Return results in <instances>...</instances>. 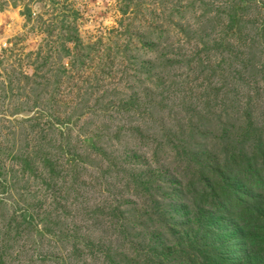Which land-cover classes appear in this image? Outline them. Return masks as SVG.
<instances>
[{
  "label": "rangeland",
  "instance_id": "1",
  "mask_svg": "<svg viewBox=\"0 0 264 264\" xmlns=\"http://www.w3.org/2000/svg\"><path fill=\"white\" fill-rule=\"evenodd\" d=\"M260 201L264 0H0V264H230Z\"/></svg>",
  "mask_w": 264,
  "mask_h": 264
},
{
  "label": "trees",
  "instance_id": "2",
  "mask_svg": "<svg viewBox=\"0 0 264 264\" xmlns=\"http://www.w3.org/2000/svg\"><path fill=\"white\" fill-rule=\"evenodd\" d=\"M259 208L255 209V214L257 216L258 221L256 222L257 227V233L259 237H264V202H259ZM239 235L242 236V238H248L253 243H258L257 238H250L249 233L246 231V227H242L241 225H238L237 227ZM262 240V239H261ZM264 240V238H263ZM264 243V241H262ZM219 258V257H217ZM224 258V257H223ZM220 259V258H219ZM225 263L230 264H264V246L260 247L259 249H252L249 251L245 256L239 257L237 259L232 258H224ZM217 264H221V262H217Z\"/></svg>",
  "mask_w": 264,
  "mask_h": 264
}]
</instances>
